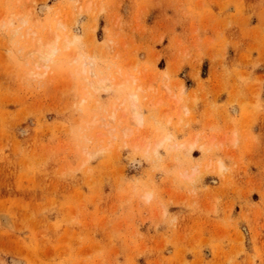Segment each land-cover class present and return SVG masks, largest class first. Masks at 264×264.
<instances>
[{
	"label": "rangeland",
	"instance_id": "rangeland-1",
	"mask_svg": "<svg viewBox=\"0 0 264 264\" xmlns=\"http://www.w3.org/2000/svg\"><path fill=\"white\" fill-rule=\"evenodd\" d=\"M54 30L69 43L43 73L32 33ZM132 93L141 123L106 125ZM17 263L264 264V0H0V264Z\"/></svg>",
	"mask_w": 264,
	"mask_h": 264
},
{
	"label": "bare ground",
	"instance_id": "bare-ground-1",
	"mask_svg": "<svg viewBox=\"0 0 264 264\" xmlns=\"http://www.w3.org/2000/svg\"><path fill=\"white\" fill-rule=\"evenodd\" d=\"M49 7H48V5L46 4V3H42V4H40L39 5V7H38V9H39V11L40 12H43L44 10H46V9H48ZM46 11H48V10H46ZM54 20H55V24H56V26L55 27H58L57 29H63V31H64V28H65V24L63 23V21H61L58 17H56V18H54ZM54 27V28H55ZM51 30H53V28H51ZM64 33V32H63ZM33 34V37H32V41L31 42H33V47L32 48H30V50L28 51V55L29 56H33V64H34V66L36 67V68H39V67H41L42 69H43V73H45L46 71H47V68L50 66V63H54L55 61L57 62V55L59 54V52L61 51V50H63V49H66L67 48V46H68V41H67V39L66 38H61L60 37V32H58L57 30H54V31H52V32H50L47 36H45L46 35V33H44L43 35L45 36L43 39L42 38H40V37H38V34H37V32L35 31V32H33L32 33ZM64 37H65V35H64ZM70 38V37H69ZM69 38H68V40H69ZM74 38V37H73ZM75 39V38H74ZM73 43V42H72ZM88 58H90V57H87V59ZM59 59H61V58H59ZM89 60V59H88ZM91 60V59H90ZM83 61V60H82ZM84 64V63H83ZM82 65V63H80L79 65H78V68L80 67ZM87 65H89V68L90 69H87V71H88V75H90L89 77H87L86 78V87L87 88H90L93 92L94 91H97V90H99V89H103V91L105 90H108V88L106 87L105 88V84H106V82L109 80L108 78H105V77H97L96 79H93V77L96 75V73L93 71V69H92V65H93V63H92V61H89V62H87ZM77 67V66H76ZM86 67V66H85ZM82 68V69H81ZM81 68H79V69H81V73H83L82 71H84V68H83V66H81ZM78 70V69H77ZM76 72V71H75ZM99 72V71H98ZM79 73V72H78ZM85 74V73H84ZM87 75V76H88ZM93 76V77H92ZM108 79V80H107ZM111 79V78H110ZM107 80V81H106ZM132 80H135L134 78L132 79ZM108 82H110V81H108ZM112 82V81H111ZM110 84H108V86H109ZM137 86H139V85H137ZM149 87H151L150 86V84L148 85ZM110 87V86H109ZM129 88V87H128ZM127 88V89H128ZM113 89V88H112ZM132 89V88H131ZM136 89L137 90H139V88H137L136 87ZM135 89V90H136ZM134 90V89H133ZM141 91V90H140ZM100 92V91H99ZM92 93V92H91ZM140 93V92H139ZM138 93V94H139ZM166 93H168V92H166ZM84 95L86 96V97H90V94L88 93V92H84ZM93 95V94H92ZM128 95V94H127ZM167 95V94H166ZM169 95V94H168ZM172 96V95H171ZM177 97H178V95H177ZM126 98H127V106H125L124 107V105H123V107L124 108H122V110H120V112H121V114L119 113V116H117V113H116V110H118L119 108H117L116 110H113L112 112L110 111V116H109V119H108V123H106V125H110V123H112V122H115V120L117 119V121H118V123H119V121L121 122V117L123 118L124 116H125V113H126V110L128 111V113H129V116L128 117H130L129 118V120H128V123H129V121L131 120V122H133V123H135V124H140L141 123V121H142V113H141V111H140V106H139V104L137 103V94L136 93H132V94H129V96H126ZM172 98H174V97H172ZM86 99V98H85ZM119 99V98H118ZM176 99V98H175ZM119 101V100H118ZM125 101V100H124ZM148 103V102H147ZM119 104V103H118ZM122 105V104H121ZM151 105H152V103H151ZM118 106H120V104L118 105ZM186 111V110H185ZM127 114V113H126ZM128 119V118H127ZM116 121V122H117ZM123 122V121H122ZM124 123V122H123ZM133 123H132V125H133ZM130 124V123H129ZM112 125V124H111ZM122 127H124V126H122ZM133 127V126H132ZM131 127V128H132ZM129 128V127H128ZM125 129V135H127L128 134V132L130 133V129ZM110 130V129H109ZM119 130H120V128H119ZM121 134H122V132H121ZM196 135V134H195ZM113 136V135H112ZM123 136H124V134H123ZM168 136V135H167ZM166 136V134H165V136H163V137H167ZM162 137V136H161ZM169 137V136H168ZM167 137V138H168ZM195 137V136H194ZM156 138V137H155ZM159 139V138H158ZM163 139V138H162ZM157 141V140H156ZM159 141H160V139H159ZM174 141V140H173ZM171 142V141H170ZM184 142H186V141H184ZM190 143H189V146L187 145V150H189L192 146H193V144H194V142H195V140H190L189 141ZM150 143V142H149ZM152 143V142H151ZM159 143H162L161 141L159 142ZM181 143V142H180ZM198 143V142H197ZM165 144V143H164ZM204 144H205V142H204ZM209 144V143H208ZM207 144V145H208ZM150 145V144H149ZM152 145V144H151ZM170 146H171V144H169ZM169 145L167 144V146H166V148L167 147H169ZM172 145H173V143H172ZM182 145V144H181ZM155 146V145H154ZM195 146V145H194ZM199 146V145H198ZM201 146H204V145H201ZM153 147V146H152ZM178 147H180V145L178 144V146H176V148H178ZM186 147V146H185ZM200 147V146H199ZM209 146H206V148H208ZM147 148V147H146ZM172 148V147H171ZM183 148V147H182ZM193 148V147H192ZM203 148H205V147H203ZM205 148V149H206ZM154 149V148H153ZM152 149V151H155V150H153ZM168 149V148H167ZM179 149V148H178ZM180 149H181V147H180ZM174 150V149H173ZM192 168H194V167H192ZM195 169H196V167H195ZM194 171V170H193ZM197 172V171H196ZM183 173H185L184 171H183ZM189 173H191V172H189ZM193 174V173H192ZM191 174V175H192ZM197 174H199V171H198V173H196V175L194 176V177H196L197 176ZM180 175H183V174H180ZM185 176V175H184ZM194 177H192V178H194ZM188 178H190V177H188ZM191 179V178H190ZM187 180V179H186ZM190 181V180H189ZM188 181V182H189ZM145 194H149V191H147V193H145L144 192V196H145ZM145 196V198L144 199H146L147 197H149V196ZM143 196V197H144ZM3 218V221L5 220L6 221V217L5 216H3L2 217ZM18 264V263H17Z\"/></svg>",
	"mask_w": 264,
	"mask_h": 264
}]
</instances>
